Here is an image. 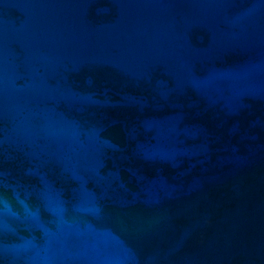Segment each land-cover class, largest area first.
Segmentation results:
<instances>
[{"label":"water","instance_id":"water-1","mask_svg":"<svg viewBox=\"0 0 264 264\" xmlns=\"http://www.w3.org/2000/svg\"><path fill=\"white\" fill-rule=\"evenodd\" d=\"M0 264H264V0H0Z\"/></svg>","mask_w":264,"mask_h":264}]
</instances>
